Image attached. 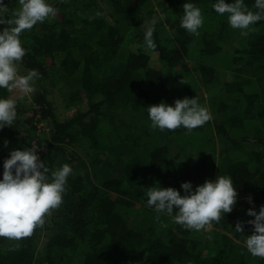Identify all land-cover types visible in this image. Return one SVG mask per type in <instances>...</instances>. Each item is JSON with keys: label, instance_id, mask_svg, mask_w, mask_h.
Segmentation results:
<instances>
[{"label": "trees", "instance_id": "obj_1", "mask_svg": "<svg viewBox=\"0 0 264 264\" xmlns=\"http://www.w3.org/2000/svg\"><path fill=\"white\" fill-rule=\"evenodd\" d=\"M47 2L57 14L20 34L22 75L36 69L40 78L33 105L14 99L17 122L0 129V179L10 152L32 145L50 169L66 163L73 172L43 226L19 240L0 237V264H65L76 255L71 264H264L243 247L253 234L247 210L264 205V20L242 36L214 0H190L204 17L191 34L180 27L187 0ZM244 2L254 10V0ZM19 10V0H3V30ZM160 13L149 49L144 32ZM49 74L67 84L70 106L87 99L90 109L59 120L40 86ZM184 97L212 119L191 131L151 127L148 106ZM42 119L50 127L43 138ZM218 175L232 177L237 202L210 230L186 229L146 204L156 184L183 195V182L195 190Z\"/></svg>", "mask_w": 264, "mask_h": 264}, {"label": "clouds", "instance_id": "obj_2", "mask_svg": "<svg viewBox=\"0 0 264 264\" xmlns=\"http://www.w3.org/2000/svg\"><path fill=\"white\" fill-rule=\"evenodd\" d=\"M19 3L20 10L14 19L8 21L14 26L10 30L0 31V89L29 95L34 93V83L40 78V73L32 69L25 75L19 74L18 65L26 54L20 34L55 16L57 9L47 0H19ZM2 5L3 0H0ZM211 6L217 14H227L229 26L240 30L242 36L248 34L252 25L264 20V0H254V10L249 9L244 0H232L231 3L214 0ZM182 13L180 27L188 33L198 34L204 23L201 9L187 0ZM164 19V14L160 13L148 22L144 32L147 48L156 47L153 34L157 23ZM0 23H4L2 17ZM146 110L151 127L160 131H174L181 127L191 131L212 119L208 108L196 98L176 99L172 105L161 102L148 106ZM17 115L16 100L0 97V129L13 126L17 122ZM7 143L4 142L5 147ZM72 172L73 169L66 163L55 170L50 169L40 159L35 145L12 150L9 158L4 160L0 179V237L19 240L43 226L46 214L63 202ZM156 185L145 193L147 206L157 214L168 215L174 223L195 231L207 230L214 222H219L221 215L231 213L237 202V192L232 177L228 175L206 180L195 190L191 182H183L180 186L183 195L172 187ZM247 215L254 217L247 221L253 226V234L245 236L243 247L252 256L264 259V205L258 213L254 208H249ZM243 230V223L237 222L235 231L242 234ZM234 242L240 243L239 240Z\"/></svg>", "mask_w": 264, "mask_h": 264}, {"label": "rangeland", "instance_id": "obj_3", "mask_svg": "<svg viewBox=\"0 0 264 264\" xmlns=\"http://www.w3.org/2000/svg\"><path fill=\"white\" fill-rule=\"evenodd\" d=\"M2 30H3V27H2V25H0V31H2ZM57 68H59V66L56 64L51 71L53 73H56ZM22 69H23V67L19 64L18 65V71H19L20 75H22V71H21ZM55 77H56L55 75L53 76V75L49 74L45 78L44 82L40 81V86H41V84L46 85L47 98L54 103V107H55L54 112L56 113V116L59 120L63 121V120L72 118V117L76 116L79 112L88 111L90 109L91 100L89 101L87 99H84L83 102H79L76 106H74V105L70 106L68 104V97L70 96V93H69L68 89L65 87L67 84L65 83L64 80L59 81ZM35 88H36V86H35ZM11 93H12L11 99H19L21 101L27 102V104L33 105L32 104L33 94L26 95V94L20 93L19 91H13ZM205 97H206V95H205ZM48 122H49L48 120L44 119L43 125L45 126V129H40L41 137L42 136L48 137L49 129H50ZM45 149H46V147H45ZM208 229L209 230L212 229V226L210 225L208 227ZM44 244H45V236L42 238V240L39 244V248L43 247ZM79 257H80V255L79 256L78 255L66 256L63 263L71 264L72 261H74L75 259H79Z\"/></svg>", "mask_w": 264, "mask_h": 264}, {"label": "built area", "instance_id": "obj_4", "mask_svg": "<svg viewBox=\"0 0 264 264\" xmlns=\"http://www.w3.org/2000/svg\"><path fill=\"white\" fill-rule=\"evenodd\" d=\"M39 108V107H38ZM37 118H42V116L41 115H38L37 117H36V119ZM36 123V125H37V127H38V134L40 135V129H45V126L43 125L44 124V119H42L41 121H36L35 122ZM45 134V133H44Z\"/></svg>", "mask_w": 264, "mask_h": 264}]
</instances>
